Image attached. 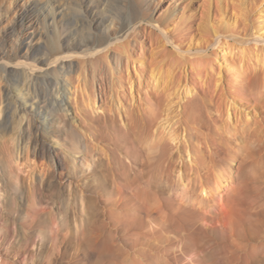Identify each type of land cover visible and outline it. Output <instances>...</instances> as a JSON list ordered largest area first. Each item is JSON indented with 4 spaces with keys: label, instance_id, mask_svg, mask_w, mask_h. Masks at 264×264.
I'll return each instance as SVG.
<instances>
[{
    "label": "rangeland",
    "instance_id": "1",
    "mask_svg": "<svg viewBox=\"0 0 264 264\" xmlns=\"http://www.w3.org/2000/svg\"><path fill=\"white\" fill-rule=\"evenodd\" d=\"M10 1L13 18L15 7L19 9L24 1L0 0V7L5 9ZM32 1L35 5L28 18L44 19V0ZM87 1L83 6L87 7ZM168 1L175 0H164L160 13ZM216 1L210 4L221 19ZM228 12L221 22L228 26L219 39L187 34L167 47L175 52L174 45L182 47L176 54L187 63L189 77L195 74L190 61L197 56L210 59L217 72L221 69L234 110L249 124L245 121L239 127L233 116H221L219 92L209 93L199 80L194 86L191 82L187 91L168 90L160 96L153 88L146 90V83L140 84L135 76L133 96L130 86L112 94L116 117L112 127L103 118L106 109L99 97L97 112L87 105L92 89L88 86L84 93L74 84L69 106L77 118V132L67 130L54 142L72 152V145L84 137L94 146L97 158L106 160L104 169H96L94 181L64 170L65 176L60 175L57 183L49 178L32 183L33 175L44 176V168H52L47 159L34 157L31 147L27 148L35 132L13 110L5 112L0 124V264H264V101L254 108V100L245 102L234 88L242 87L253 95V74L245 70L249 58L243 59L239 50L261 46L255 40H262L264 29L253 27L254 33L250 19L239 18V11ZM259 18L264 20L257 15L253 20ZM65 22L63 34H68L73 20ZM0 24L7 32L0 33V38L12 40V23L3 18ZM27 34L34 35L33 47L47 45L46 37L24 27L21 35ZM6 43V50L14 52ZM27 52L34 62L37 49L24 45L19 50L20 55ZM0 83L1 89L8 85ZM54 90L52 80L39 84V92L56 113ZM152 108L158 122L142 129L139 120L144 110ZM171 132L181 136L179 144L169 140ZM229 156L234 163L224 168L228 180L217 182L216 167L223 166ZM108 166L111 172H106ZM204 189L208 197L202 195ZM79 190L86 193L83 200ZM27 203L36 204L35 210L43 213L37 215ZM25 212L36 215L28 228L22 220ZM17 225L24 226L30 242L14 237ZM43 234H47L45 242ZM40 244L42 252L38 253ZM61 251L66 257L56 261Z\"/></svg>",
    "mask_w": 264,
    "mask_h": 264
},
{
    "label": "bare ground",
    "instance_id": "2",
    "mask_svg": "<svg viewBox=\"0 0 264 264\" xmlns=\"http://www.w3.org/2000/svg\"><path fill=\"white\" fill-rule=\"evenodd\" d=\"M22 1H24L23 5L19 9L16 6L13 11L15 19L10 17L12 1L5 9L0 7V23L3 18L8 19L9 24L12 23V40L5 41V38H0V82H8L7 86L0 88L1 94L4 93L0 96V124L4 120L5 112L10 109L17 118L26 123L29 130L35 132L34 139L28 143L27 148L31 147L34 157L47 159L52 170L44 168V176L33 175L32 183L43 178H49L55 183L60 175L65 174L64 170L72 174H81L86 181H94L97 177L96 169L100 166V169H104L103 164L106 160L100 156L97 158L94 146L90 147L91 145H88V140H84V137L72 145L74 149L72 152L64 150L60 143H56L57 141L54 142V139H61V133L67 130L77 132L75 127L77 118L73 116L69 106L74 93V84H77V90H82L84 93L88 86L92 89H90L92 95L88 97L87 105L97 112L101 109L97 106L99 97L106 109L103 118L112 127L116 124L112 94L118 92L120 88L130 86L133 96L135 76L140 84L142 81L146 83V90L153 88L160 96H165L168 90L176 92L184 88V91H187L185 88L190 87L191 82L194 86L193 83L199 80L198 82L203 83V87L205 86L209 93L217 92L218 94L219 92L218 112L221 116L228 118L233 116L239 127L245 124L246 120H243L245 117L240 115L236 109L234 110V102H230V96L223 87L226 81L223 71L220 69L217 72L210 59L197 56L190 61L192 72L195 74L189 77L187 63L177 55L178 53L176 54L177 51L182 50V47L173 44L177 49L175 52L169 50L167 45L174 43L176 39L186 37L187 34H191L192 37L195 33L219 39L224 35L225 27L228 26V23H221L225 20V16L230 15L228 11H233L234 14L239 11L237 12L239 18L240 16L245 17L247 21L250 19L252 31H254L253 27L263 31L264 20L260 18L253 20V18L254 15L264 16V0H225L221 3L224 5L222 7L220 1L217 0L216 10L219 11L221 19L218 18L217 12L213 11L210 0L168 1L161 13L159 7L164 0H88L87 7L83 6L85 0H44L46 17L42 20L36 17V21L28 18L35 1ZM195 4L198 6L195 7ZM158 12L159 15L155 18ZM66 20H73V24L68 34H63L62 26ZM24 27L33 30V33H37L40 38L46 37L47 45L33 47L34 35L27 34L23 37L21 35ZM0 33L3 35L7 33L1 24ZM6 42H9L8 47L14 52L9 53L6 50ZM255 42L262 43V45H255L249 50L244 48L239 50L243 59L249 58V60L247 58L248 63L245 62V70L247 74L249 72L253 74L254 93L250 97L242 87L235 85L234 88L235 94L243 100L246 99L245 102L250 98L253 99L255 102L253 107L257 108L264 101V37L262 40L261 38L256 39ZM24 45L37 49L38 55L34 62L29 61L28 52L24 55L19 54L20 48ZM138 49L143 51V55H138ZM8 73L10 78L7 76ZM48 80L54 83L56 113L47 104L46 97L39 92V84ZM158 119L155 108L146 109L139 120V125L142 129L153 128ZM249 123L247 120L246 124ZM258 125L263 124L258 121ZM176 134V132H171L169 140L179 144L177 140L181 136L178 135V137ZM224 162L223 166L216 167L218 169L215 175L217 182L228 180L225 178L224 168L228 166L230 168V165L234 163V158L226 157ZM90 168H93L92 171H89ZM109 168L108 166L106 172H111ZM101 172L103 174L104 171ZM205 190L202 195L208 197L209 194ZM83 192L79 190L78 193L82 200L83 194H86ZM27 204L37 215L43 213L41 209L35 210L36 204ZM35 218L36 215L34 217L31 213L25 212L22 218L25 222L24 226L28 228L33 225L31 221L36 220ZM60 220V222L63 221V219ZM24 226L15 227L14 237H21L30 242V236ZM4 240H7L6 236ZM41 241H47V234L42 235ZM41 247L42 244L38 246V253L42 252ZM61 252L57 254L56 261H61L66 257V253Z\"/></svg>",
    "mask_w": 264,
    "mask_h": 264
}]
</instances>
